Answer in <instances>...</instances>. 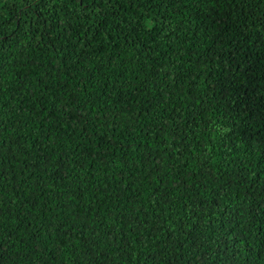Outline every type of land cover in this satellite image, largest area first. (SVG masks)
I'll return each instance as SVG.
<instances>
[{"label":"trees","instance_id":"16d2710c","mask_svg":"<svg viewBox=\"0 0 264 264\" xmlns=\"http://www.w3.org/2000/svg\"><path fill=\"white\" fill-rule=\"evenodd\" d=\"M0 264H264V0H0Z\"/></svg>","mask_w":264,"mask_h":264}]
</instances>
